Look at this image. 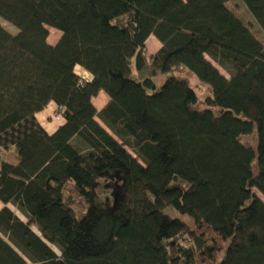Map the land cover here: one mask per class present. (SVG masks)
Listing matches in <instances>:
<instances>
[{
  "label": "trees",
  "instance_id": "1",
  "mask_svg": "<svg viewBox=\"0 0 264 264\" xmlns=\"http://www.w3.org/2000/svg\"><path fill=\"white\" fill-rule=\"evenodd\" d=\"M229 1L0 0L18 28L0 24V147L20 159H0V199L28 217L0 211V264H32L4 236L34 264H264V44ZM243 1L264 31V0ZM181 67L211 86L207 108L185 79L158 89ZM51 102L65 119L53 134L37 118ZM107 171L124 179L116 211L92 202L78 218L66 184L92 201Z\"/></svg>",
  "mask_w": 264,
  "mask_h": 264
},
{
  "label": "rangeland",
  "instance_id": "2",
  "mask_svg": "<svg viewBox=\"0 0 264 264\" xmlns=\"http://www.w3.org/2000/svg\"><path fill=\"white\" fill-rule=\"evenodd\" d=\"M228 8L238 17L240 18L247 26L250 27L251 31L254 35L264 44V31L258 26L255 18L253 17L252 13L249 12L247 9L246 4L243 0H231L227 3ZM0 24H2L7 30L12 32H18V28L2 18L0 16ZM53 36V30L50 33ZM223 74L229 76L228 73L220 67ZM150 70H145V72L141 76H148ZM136 75V74H135ZM139 76V77H141ZM170 76H175L180 79H185L189 82L190 86L193 87L197 94H198V102L195 104V108L197 110H203L208 107L206 103V99L208 97L213 96V90L211 86L207 83L201 81L196 74L185 67L176 68L172 72L161 75L157 79L158 89H160L161 85L164 83L166 78ZM150 93H154L156 91L149 90ZM56 115V114H55ZM243 142L252 146H256L257 137L256 135L243 137ZM181 185L184 188L188 187V183L180 180L178 182H173L172 186ZM124 191V179L120 172L118 171H107L100 175V177L95 181L92 187L93 198L92 201H88L80 192L79 188L77 187L74 181H70L66 184L64 188V198L65 201L75 210L76 215L78 218H83L88 209L90 208L92 202L98 205L100 208L114 212L117 209L118 202L123 195ZM260 197L264 200V197L258 193ZM167 213L172 217H179L184 221L192 222L191 218L187 215H183L177 212L173 208H168ZM185 245L189 246L190 242L184 243ZM55 250L61 255L60 250L55 246L52 245ZM221 257L225 256V251H221ZM34 264V263H33Z\"/></svg>",
  "mask_w": 264,
  "mask_h": 264
},
{
  "label": "crops",
  "instance_id": "3",
  "mask_svg": "<svg viewBox=\"0 0 264 264\" xmlns=\"http://www.w3.org/2000/svg\"><path fill=\"white\" fill-rule=\"evenodd\" d=\"M50 33L53 30V36H49L48 41L50 44L55 45L58 43L60 38L62 37L63 32L49 27ZM147 55L150 59L149 65L152 61L153 56L161 49L162 47V42L155 36L151 35L147 42ZM148 65V66H149ZM146 70V69H145ZM76 72L82 76L85 80L91 81L93 78V75L82 68L81 66L77 65L76 66ZM93 104L97 108L98 111L102 110L107 103L110 101V96L105 92V91H100L96 96L93 97L92 99ZM56 114V115H55ZM37 118L41 125L49 132L50 134H53L56 132V130L62 126L65 123V119L62 116V112L60 111L59 107L55 102H51L43 111L39 112L37 114ZM97 121L104 126L109 132V128L106 126V124L99 118L96 117ZM6 159L14 164H18L20 162L17 149L12 147L10 149H3L0 147V159ZM8 206L15 214H17L22 220L25 222L28 221V217L17 207L16 204L10 202L8 204H5L1 199H0V211L5 207ZM32 229L41 236L40 230L37 227V225H33ZM4 238L30 263L33 264V262L25 255L21 250H19L9 239L8 237L4 236ZM51 247L54 244L48 243ZM56 246V245H55ZM57 247V246H56ZM53 248V247H52ZM58 248V247H57ZM55 250V248H53ZM59 249V248H58ZM60 250V249H59ZM56 253L57 250H55ZM61 252V250H60ZM59 254V253H58ZM60 255V254H59Z\"/></svg>",
  "mask_w": 264,
  "mask_h": 264
}]
</instances>
